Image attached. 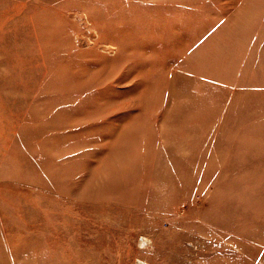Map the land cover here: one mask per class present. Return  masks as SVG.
I'll return each mask as SVG.
<instances>
[{"label": "rangeland", "instance_id": "obj_1", "mask_svg": "<svg viewBox=\"0 0 264 264\" xmlns=\"http://www.w3.org/2000/svg\"><path fill=\"white\" fill-rule=\"evenodd\" d=\"M0 264H264V0H0Z\"/></svg>", "mask_w": 264, "mask_h": 264}]
</instances>
